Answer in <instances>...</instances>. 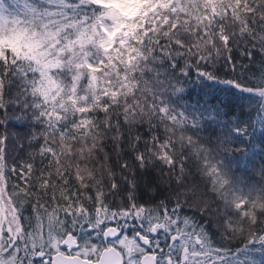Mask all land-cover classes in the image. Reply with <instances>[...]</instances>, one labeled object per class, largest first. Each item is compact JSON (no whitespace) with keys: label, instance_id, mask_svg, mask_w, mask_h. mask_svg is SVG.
<instances>
[{"label":"snow or ice","instance_id":"6c2138e0","mask_svg":"<svg viewBox=\"0 0 264 264\" xmlns=\"http://www.w3.org/2000/svg\"><path fill=\"white\" fill-rule=\"evenodd\" d=\"M0 264H264V0H0Z\"/></svg>","mask_w":264,"mask_h":264}]
</instances>
